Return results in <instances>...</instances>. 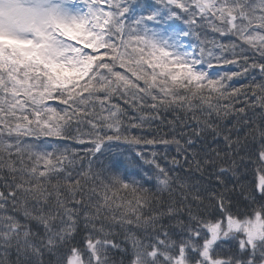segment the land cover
Segmentation results:
<instances>
[{"label":"snow or ice","instance_id":"snow-or-ice-1","mask_svg":"<svg viewBox=\"0 0 264 264\" xmlns=\"http://www.w3.org/2000/svg\"><path fill=\"white\" fill-rule=\"evenodd\" d=\"M80 3L0 0V264H264V0Z\"/></svg>","mask_w":264,"mask_h":264},{"label":"trees","instance_id":"trees-1","mask_svg":"<svg viewBox=\"0 0 264 264\" xmlns=\"http://www.w3.org/2000/svg\"><path fill=\"white\" fill-rule=\"evenodd\" d=\"M151 3H152V0H132V7L136 8V9H141V7H142L144 9L143 12L138 11L137 12L138 15L139 14H146V11L148 9H150V8H153V7H163V5L162 6H157L155 4H153V6H151ZM156 3H159V0H157ZM175 24L179 25L180 27H185L183 22L180 21V20L175 21ZM198 31H199V29H198ZM202 36H203V34H202ZM207 39L208 40L216 39L218 41H223L225 43L228 42V37H220V36L212 33L210 29L207 30ZM192 42L195 43L196 41L193 39ZM224 70L239 71V68L237 66H224ZM250 73H251L250 76H240V77L235 78L233 81L228 82V83H230L233 87L243 88V87H245V86H247V85H249L251 83V77L252 76L256 77V81L257 82H260V74H259L258 70H250ZM243 99L244 98L241 97L239 101L235 102V105H236L237 108L243 106L242 105V100ZM113 103L121 104V106L124 107L127 110L129 116L135 117V116L138 115V113L134 109H132L129 105L125 104V102L123 100L114 99ZM149 103H150V101H149ZM258 111H259V109H257V112ZM161 115H162V117L166 116L167 120H171L173 118L172 115H170V114L161 113ZM136 122L137 121H135V120L132 121V123H136ZM157 126L160 128V133L161 134L168 133L170 131L169 127L166 124H160L159 121H157L153 125V127H157ZM229 126H231V125L229 124ZM177 131H180V129H177ZM131 133L133 135H141V134L146 135L147 134L146 131L142 133V132H140V131H138L136 129H132ZM149 138H151V137H149ZM165 138L170 139L171 137L170 136H166ZM257 142H258V140H257ZM88 146L90 147V145H88ZM60 147H62V148L63 147H67L69 149L75 148L78 151H80L81 154L84 151V146L80 145L78 143H75V142H65V143L61 144ZM137 151H146V152H149V153L152 152V151H156L157 153L160 154L161 157H164L165 154H167L165 159H161V160L158 161L159 163H161L162 167H172L171 159H172L173 156H175L178 160L181 159L176 153L175 145H169L167 148H165V146H163V145H159V146H157L155 148H140V149H137ZM148 158L151 159V156H149ZM181 163H183L182 160H181ZM144 171H146V172L148 171V166H145ZM3 175H5V173L0 172V176H3ZM149 175H151V173H149ZM137 179H139V177H137ZM252 179H253L252 175L249 174L247 176V180L251 181ZM154 184H155V181H152L151 183L143 184V187L150 188V189H152L153 192H155V188L153 187ZM0 190H2V189H0ZM128 198L131 199V196H129ZM6 207H10V206H6ZM12 258L14 259V257H12Z\"/></svg>","mask_w":264,"mask_h":264},{"label":"rangeland","instance_id":"rangeland-1","mask_svg":"<svg viewBox=\"0 0 264 264\" xmlns=\"http://www.w3.org/2000/svg\"><path fill=\"white\" fill-rule=\"evenodd\" d=\"M157 0H152V3H151V6H153V4L157 5V6H162V5H159V3H156ZM80 4V5H79ZM82 3H80V0H77V6L81 7L82 8Z\"/></svg>","mask_w":264,"mask_h":264}]
</instances>
